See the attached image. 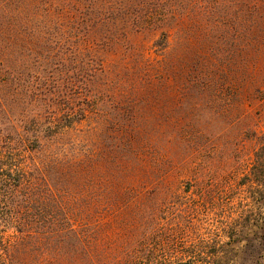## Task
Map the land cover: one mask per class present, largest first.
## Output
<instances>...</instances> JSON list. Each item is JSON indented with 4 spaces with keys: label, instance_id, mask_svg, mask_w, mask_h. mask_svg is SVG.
I'll list each match as a JSON object with an SVG mask.
<instances>
[{
    "label": "rangeland",
    "instance_id": "374dc122",
    "mask_svg": "<svg viewBox=\"0 0 264 264\" xmlns=\"http://www.w3.org/2000/svg\"><path fill=\"white\" fill-rule=\"evenodd\" d=\"M0 141L42 169L0 264H264V0H0Z\"/></svg>",
    "mask_w": 264,
    "mask_h": 264
},
{
    "label": "trees",
    "instance_id": "16d2710c",
    "mask_svg": "<svg viewBox=\"0 0 264 264\" xmlns=\"http://www.w3.org/2000/svg\"><path fill=\"white\" fill-rule=\"evenodd\" d=\"M33 150V147H28L27 145L0 141V177L3 178L0 182V201L8 204L6 207L8 209V214H14L17 217L14 219L10 218L8 221L4 220L1 223V229L3 231L0 233V259L3 257H11L32 241L31 239L34 233L32 230L35 220L28 216H23L22 218V207L24 206L19 202L18 198L22 191L26 190L30 192L38 186L34 174L38 175L42 169L39 167V164L33 160L35 154ZM44 184L46 185L45 181ZM29 198L30 197L26 200H29ZM44 199L45 198H38L37 202L39 200L43 201ZM43 205L44 203L39 205L34 204V207L30 209L39 211ZM47 207L48 206L42 207V209H46ZM8 230H11V235L7 236L5 233ZM76 237L75 235V238ZM82 250L85 251L84 248ZM261 250L264 251V235L262 236L261 248H259L257 252L255 251V260L261 256L259 253ZM83 251L77 253L75 256L77 264H95L93 259H91L92 257ZM189 255L193 257V253ZM71 258L72 255L67 256V259ZM211 259H214L215 264H221L224 257H218L216 254H213L211 255ZM262 259L264 260V255ZM167 260L168 256L165 255V253L161 255H144L139 250L133 252L131 255L126 252H118L110 256V264H169Z\"/></svg>",
    "mask_w": 264,
    "mask_h": 264
}]
</instances>
